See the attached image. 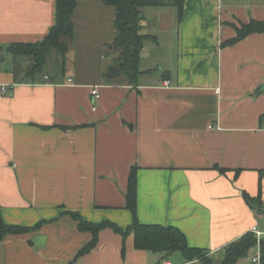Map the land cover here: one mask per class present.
<instances>
[{
	"label": "crops",
	"instance_id": "0c3cea01",
	"mask_svg": "<svg viewBox=\"0 0 264 264\" xmlns=\"http://www.w3.org/2000/svg\"><path fill=\"white\" fill-rule=\"evenodd\" d=\"M92 1L78 0L75 54L83 29L103 27L105 46L113 43L115 10ZM146 8L141 33L154 36V14ZM173 8L177 14L158 15L159 29L179 20ZM252 20L264 22V0H187L174 64L156 57L148 40L137 85L122 71L106 77L113 62L95 80L75 77L68 57L63 76L52 66L43 79L17 82L9 47L43 41L56 24V2L0 0V213L11 226L44 222L0 238V264H201L180 253L165 258L137 250L134 235L124 245L111 229L76 258L92 235L67 213L126 230L133 223L126 195L135 167L142 224L179 229L190 247L217 263L254 228L264 236V34L223 46L237 36L235 27ZM9 54L13 66L3 64ZM97 86L101 98L94 100ZM244 194L260 196L259 203H247ZM39 236L46 243L36 249Z\"/></svg>",
	"mask_w": 264,
	"mask_h": 264
},
{
	"label": "trees",
	"instance_id": "16d2710c",
	"mask_svg": "<svg viewBox=\"0 0 264 264\" xmlns=\"http://www.w3.org/2000/svg\"><path fill=\"white\" fill-rule=\"evenodd\" d=\"M56 2V24L43 41L34 44H12L9 51L17 58L15 68V80L22 81L30 79L36 81L43 79L49 71L50 58L58 56L53 68L60 75L66 74L67 55L74 39L76 38V27L74 16L78 7V0H54ZM187 0H174L173 5L178 9L179 21L182 19ZM103 4L115 10L113 27L115 35L112 43V52L115 54L113 63L120 67L128 83L137 85L142 76L140 68L141 53L148 40L156 39L152 35H143L142 22L145 20L143 9L146 7H163L168 3L162 0H102ZM237 36L227 41L223 46H232L244 38L256 34H264V22L252 20L248 24H241L235 27ZM156 41V40H155ZM54 80V79H51ZM137 171L132 168L129 175V185L126 195L127 208L133 214V223L126 230L111 222L94 224L81 218L78 213L69 212L73 219L78 222V229L81 232H88L92 240L87 243L77 254V259L90 253L99 242V234L105 229H111L123 238L124 245L130 235H134L135 248L147 252L164 254L169 258L175 253H180L186 262L199 260L201 264H238L241 260L250 256L257 246L258 240L254 232L244 235L238 242L230 244L226 248L225 258L217 263L207 256L205 251L189 246L185 235L175 227L162 225L142 224L136 215L137 211ZM249 204L259 203L257 199L244 194ZM44 222L34 228L11 226L4 222L0 213V238L4 239L9 235H24L39 230ZM260 246L264 260V236L260 239Z\"/></svg>",
	"mask_w": 264,
	"mask_h": 264
},
{
	"label": "rangeland",
	"instance_id": "374dc122",
	"mask_svg": "<svg viewBox=\"0 0 264 264\" xmlns=\"http://www.w3.org/2000/svg\"><path fill=\"white\" fill-rule=\"evenodd\" d=\"M168 3L167 6L160 7V8H146V13L154 14V18L152 20V28L151 31L154 32V36L156 39L151 40L152 44H155V51H157V56H162L166 58V61L170 66L174 64L177 54V46H178V27H179V20L176 17H172L169 21L165 20L163 26L158 27L159 19L158 15L163 14L165 9H173L175 14L177 11L173 8V1L174 0H162ZM93 6L95 8H100L102 5L101 0H93ZM84 30V29H83ZM79 31V44L73 45L74 49L78 52L75 54L71 52L67 55L69 60V73L75 77H88L90 79H97L101 69L108 66L111 62H113V58L115 54L111 53V44L105 46L104 42L108 41V34L103 27H94L93 29H85L84 31ZM156 40V41H155ZM58 56L53 55L51 56V60L49 65L47 66V70L50 71L55 60ZM3 56L0 58V61L3 60ZM5 65H14V60L11 54L8 56L7 63H3ZM111 65L108 66V68ZM146 65H142V68L145 69ZM156 65H154L155 67ZM161 65L155 67L159 69ZM250 256L246 259H243L242 262H246ZM221 261H218V263Z\"/></svg>",
	"mask_w": 264,
	"mask_h": 264
},
{
	"label": "built area",
	"instance_id": "2783aa9c",
	"mask_svg": "<svg viewBox=\"0 0 264 264\" xmlns=\"http://www.w3.org/2000/svg\"><path fill=\"white\" fill-rule=\"evenodd\" d=\"M71 82L72 80H69V83ZM3 91H6V89L3 88ZM91 96L94 98V100H99L101 98V92L98 86L93 87L91 89ZM94 109L96 110V108ZM253 232L257 236L258 243H257L256 251L251 255L250 264H264L263 255H262L261 246H260V239L261 237H263V235L261 232L257 230V228H254ZM163 264H172V263L169 261H165Z\"/></svg>",
	"mask_w": 264,
	"mask_h": 264
},
{
	"label": "water",
	"instance_id": "95a60500",
	"mask_svg": "<svg viewBox=\"0 0 264 264\" xmlns=\"http://www.w3.org/2000/svg\"><path fill=\"white\" fill-rule=\"evenodd\" d=\"M121 73V69L119 66H116V65H111L109 68H108V72L106 73V77L108 78H116L120 75ZM261 90H264V85L260 87ZM33 243L36 247V249H40L41 247H43L46 243V238L44 236H39V237H36L34 240H33ZM62 264H65V263H62Z\"/></svg>",
	"mask_w": 264,
	"mask_h": 264
}]
</instances>
